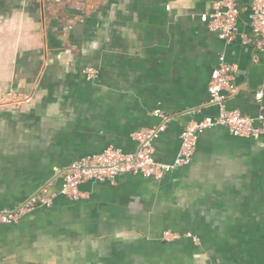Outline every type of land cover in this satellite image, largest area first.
<instances>
[{
    "label": "crops",
    "instance_id": "crops-1",
    "mask_svg": "<svg viewBox=\"0 0 264 264\" xmlns=\"http://www.w3.org/2000/svg\"><path fill=\"white\" fill-rule=\"evenodd\" d=\"M215 1L0 0V93L28 96L0 107V211L57 194L0 225V264H264V139L212 128L162 179L123 174L81 184L78 200L59 193L77 159L136 152L133 133L161 125L157 111L170 120L154 155L173 161L184 127L218 113L208 85L222 55L238 88L227 107L264 110V50L245 42L256 39L253 0H240L231 43L201 20Z\"/></svg>",
    "mask_w": 264,
    "mask_h": 264
},
{
    "label": "built area",
    "instance_id": "built-area-1",
    "mask_svg": "<svg viewBox=\"0 0 264 264\" xmlns=\"http://www.w3.org/2000/svg\"><path fill=\"white\" fill-rule=\"evenodd\" d=\"M240 17V0H217L211 9L201 15L210 31L215 32L220 39L231 43L236 37L237 23ZM251 27L255 40L245 39L246 43H255L257 48L264 50V0H253L251 3ZM235 66L222 55L213 69L208 85L211 103L217 106V115H207L200 120L190 121L180 134V149L171 162L158 161L154 155V141L168 126L170 116L164 111L156 115L162 119L161 125L142 129L133 133V139L138 143V149L126 153L115 147H109L101 153L92 154L77 159L63 176L60 194L70 200H78L84 196L80 185L86 182H109L115 184L118 176L123 174L142 175L148 178L162 179L174 170L189 165L197 149L198 140L205 131L224 127L232 135L246 139H264V110L253 117L239 110L227 107V97L237 92ZM88 79L97 77L93 69L85 70ZM263 92L256 93L261 100ZM28 98L24 93L7 90L0 93V107L17 106ZM57 194L37 193L23 204L11 210L0 211V225H13L28 213L40 207L52 206ZM185 237L198 243V238L191 233ZM182 237L180 233L166 231L164 240L174 241ZM216 264V263H210Z\"/></svg>",
    "mask_w": 264,
    "mask_h": 264
}]
</instances>
